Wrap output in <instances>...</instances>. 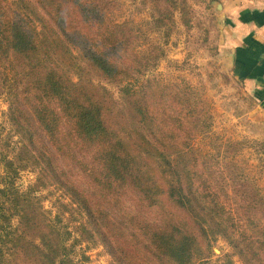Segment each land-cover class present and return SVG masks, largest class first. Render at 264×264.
Returning <instances> with one entry per match:
<instances>
[{
  "label": "trees",
  "instance_id": "16d2710c",
  "mask_svg": "<svg viewBox=\"0 0 264 264\" xmlns=\"http://www.w3.org/2000/svg\"><path fill=\"white\" fill-rule=\"evenodd\" d=\"M114 8V0H0V264H77L81 244L101 246L107 264H264V197L257 187L250 195L234 162L242 142L201 154L192 138L209 131L206 99L156 79L130 82L158 54L137 49L143 32L111 20ZM173 13L152 14L154 29L168 33ZM74 150L89 160L85 187L65 168ZM22 171L34 174L24 188ZM219 237L230 251L213 261Z\"/></svg>",
  "mask_w": 264,
  "mask_h": 264
},
{
  "label": "rangeland",
  "instance_id": "374dc122",
  "mask_svg": "<svg viewBox=\"0 0 264 264\" xmlns=\"http://www.w3.org/2000/svg\"><path fill=\"white\" fill-rule=\"evenodd\" d=\"M114 1L116 8L109 18L115 22L127 21L141 29L145 39L137 49L143 51L148 59L158 54L157 64L139 76L132 73L130 82L135 86L139 83L147 85L148 81L156 79L164 86L167 85L165 89L168 91L169 84H176L179 90L186 88L198 91L206 99L201 111L203 121L210 124V128L207 132L196 134L192 138V144L201 154L208 156L216 154L217 147L222 142L241 141L243 148L234 155V162L238 165L239 172L251 182L250 195L257 187L264 197V106L259 105V99L252 94V88L235 76L229 61V46L221 42L223 33L220 15L209 8V0H171L169 3L163 0ZM157 10L174 11L168 21V33L163 30L165 26L162 30H156L151 24V15H157ZM144 91L149 93L147 87ZM6 107L5 96L1 95L2 130L7 128L3 115ZM220 148L223 149L222 146ZM229 158L221 160L225 162ZM65 160L67 163L64 166L71 178L85 187L89 176L88 157L83 156L81 151L74 150ZM33 177L32 172L22 171L16 184L24 188ZM251 196L248 200H257L255 194L253 198ZM231 197L234 199L233 195ZM126 199L128 209L133 208L131 213H135L138 210L133 204H136V199ZM52 200L48 198L44 201L51 216ZM238 200L239 197L236 201ZM229 251V244L219 237L209 248V259L217 260ZM83 253L88 256V260L83 259ZM74 260L77 264H107L108 255L101 246L87 248L85 244H81L76 247ZM233 260L234 264H241L237 257Z\"/></svg>",
  "mask_w": 264,
  "mask_h": 264
},
{
  "label": "crops",
  "instance_id": "0c3cea01",
  "mask_svg": "<svg viewBox=\"0 0 264 264\" xmlns=\"http://www.w3.org/2000/svg\"><path fill=\"white\" fill-rule=\"evenodd\" d=\"M208 3L209 8L223 16L221 42L229 46L227 51L235 76L252 88L253 95H264V0H209ZM239 74L244 78H239Z\"/></svg>",
  "mask_w": 264,
  "mask_h": 264
},
{
  "label": "water",
  "instance_id": "95a60500",
  "mask_svg": "<svg viewBox=\"0 0 264 264\" xmlns=\"http://www.w3.org/2000/svg\"><path fill=\"white\" fill-rule=\"evenodd\" d=\"M218 8H219V5H218ZM220 21L221 23H223V16H220Z\"/></svg>",
  "mask_w": 264,
  "mask_h": 264
}]
</instances>
